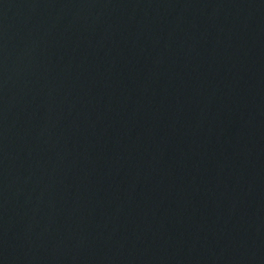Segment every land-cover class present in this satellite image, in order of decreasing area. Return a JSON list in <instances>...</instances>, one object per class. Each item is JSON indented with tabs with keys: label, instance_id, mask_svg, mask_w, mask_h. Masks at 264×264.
<instances>
[{
	"label": "water",
	"instance_id": "95a60500",
	"mask_svg": "<svg viewBox=\"0 0 264 264\" xmlns=\"http://www.w3.org/2000/svg\"><path fill=\"white\" fill-rule=\"evenodd\" d=\"M0 264H264V0H0Z\"/></svg>",
	"mask_w": 264,
	"mask_h": 264
}]
</instances>
